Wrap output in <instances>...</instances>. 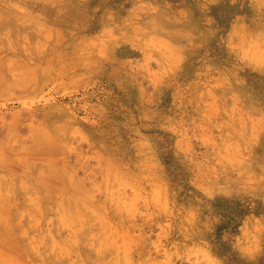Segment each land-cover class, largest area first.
<instances>
[{
  "label": "rangeland",
  "instance_id": "1",
  "mask_svg": "<svg viewBox=\"0 0 264 264\" xmlns=\"http://www.w3.org/2000/svg\"><path fill=\"white\" fill-rule=\"evenodd\" d=\"M0 264H264V0H0Z\"/></svg>",
  "mask_w": 264,
  "mask_h": 264
},
{
  "label": "bare ground",
  "instance_id": "2",
  "mask_svg": "<svg viewBox=\"0 0 264 264\" xmlns=\"http://www.w3.org/2000/svg\"><path fill=\"white\" fill-rule=\"evenodd\" d=\"M2 61H3V60H2ZM2 80H3V79H2ZM8 80H9V79H8ZM8 80H7V81H8ZM5 81H6V79H5ZM7 84H8V83H7Z\"/></svg>",
  "mask_w": 264,
  "mask_h": 264
}]
</instances>
